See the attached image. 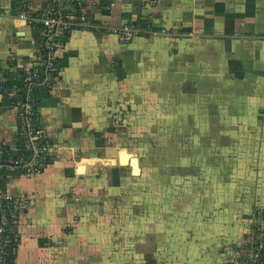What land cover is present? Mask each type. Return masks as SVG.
Segmentation results:
<instances>
[{
	"label": "crops",
	"instance_id": "1",
	"mask_svg": "<svg viewBox=\"0 0 264 264\" xmlns=\"http://www.w3.org/2000/svg\"><path fill=\"white\" fill-rule=\"evenodd\" d=\"M44 1L0 0V87L20 78L35 62L37 29L21 12ZM65 6L67 11L85 13L93 26L76 28L62 40L57 83L35 91L39 119L54 145V159L39 173L15 172L2 179L9 192L30 198L19 223L17 264H103L99 248L105 243L98 233L97 199L104 188L114 192L111 169H103L104 156L113 155L112 147L103 150L108 144L104 129L121 98L130 99L144 86L156 90L181 83L188 67L221 62L226 67L231 58L240 61L241 78L234 82H248L254 72L264 81V0H71ZM122 24L147 32L120 43L107 27ZM17 128L16 109L0 90V145L9 147L13 155L20 144ZM105 178L109 186L103 187ZM195 198L185 204L190 214H176L175 224L161 223L171 233H160L159 249L147 247L149 260L230 264L239 246L264 231L261 214L253 217L257 225L251 230L240 225L220 235L216 227L200 226L196 215L210 198L206 203ZM154 220L147 218V225ZM194 227L201 232L197 238ZM228 241L230 247L225 246ZM221 243L222 248H216ZM91 258L95 261L89 262Z\"/></svg>",
	"mask_w": 264,
	"mask_h": 264
},
{
	"label": "rangeland",
	"instance_id": "2",
	"mask_svg": "<svg viewBox=\"0 0 264 264\" xmlns=\"http://www.w3.org/2000/svg\"><path fill=\"white\" fill-rule=\"evenodd\" d=\"M227 62L188 67L181 83L162 90L144 86L109 114L103 150L112 147L113 155L104 156L103 169H111L114 192L104 188L97 199L103 264H157L147 247L159 249L160 233H171L161 223L190 214L185 204L195 197L210 198L196 222L220 235L240 225L253 229L256 214L264 218V81L254 72L248 82H234L240 61ZM120 149L137 155L139 174L119 164Z\"/></svg>",
	"mask_w": 264,
	"mask_h": 264
},
{
	"label": "built area",
	"instance_id": "3",
	"mask_svg": "<svg viewBox=\"0 0 264 264\" xmlns=\"http://www.w3.org/2000/svg\"><path fill=\"white\" fill-rule=\"evenodd\" d=\"M71 0H45L32 5L21 16L37 29L38 54L34 63L22 72L10 86L0 90L9 96L16 109L17 137L20 144L13 155L10 148L0 145V264H17L15 255L21 239L20 219L26 212L30 198L9 192L3 176L11 173L33 175L43 171L54 159V145L39 119L35 91L50 88L59 79L58 48L63 39L76 28H90L93 22L82 12L65 9ZM120 43H127L146 29L128 24L110 25ZM230 264H264V231H257L238 247Z\"/></svg>",
	"mask_w": 264,
	"mask_h": 264
},
{
	"label": "bare ground",
	"instance_id": "4",
	"mask_svg": "<svg viewBox=\"0 0 264 264\" xmlns=\"http://www.w3.org/2000/svg\"><path fill=\"white\" fill-rule=\"evenodd\" d=\"M119 164L134 166V173L138 174L140 172V163L137 155L129 153L126 149H120L118 153Z\"/></svg>",
	"mask_w": 264,
	"mask_h": 264
},
{
	"label": "trees",
	"instance_id": "5",
	"mask_svg": "<svg viewBox=\"0 0 264 264\" xmlns=\"http://www.w3.org/2000/svg\"><path fill=\"white\" fill-rule=\"evenodd\" d=\"M13 82H11L10 84H6L7 86H10Z\"/></svg>",
	"mask_w": 264,
	"mask_h": 264
},
{
	"label": "water",
	"instance_id": "6",
	"mask_svg": "<svg viewBox=\"0 0 264 264\" xmlns=\"http://www.w3.org/2000/svg\"><path fill=\"white\" fill-rule=\"evenodd\" d=\"M132 171H134V166H132ZM138 173H139V171H138Z\"/></svg>",
	"mask_w": 264,
	"mask_h": 264
},
{
	"label": "flooded vegetation",
	"instance_id": "7",
	"mask_svg": "<svg viewBox=\"0 0 264 264\" xmlns=\"http://www.w3.org/2000/svg\"><path fill=\"white\" fill-rule=\"evenodd\" d=\"M131 168H132V166H131Z\"/></svg>",
	"mask_w": 264,
	"mask_h": 264
}]
</instances>
